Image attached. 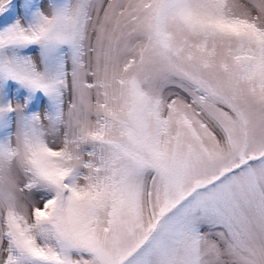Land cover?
Masks as SVG:
<instances>
[{"label": "snow or ice", "instance_id": "6c2138e0", "mask_svg": "<svg viewBox=\"0 0 264 264\" xmlns=\"http://www.w3.org/2000/svg\"><path fill=\"white\" fill-rule=\"evenodd\" d=\"M0 264H264V0H0Z\"/></svg>", "mask_w": 264, "mask_h": 264}]
</instances>
